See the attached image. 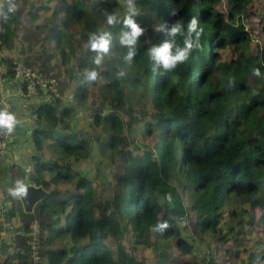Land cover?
Masks as SVG:
<instances>
[{
    "label": "trees",
    "instance_id": "1",
    "mask_svg": "<svg viewBox=\"0 0 264 264\" xmlns=\"http://www.w3.org/2000/svg\"><path fill=\"white\" fill-rule=\"evenodd\" d=\"M262 1L137 0L146 32L128 64L122 23L109 26L103 14L122 20L123 0H0L1 73L14 78L16 61L53 72L65 98L41 100L35 169L22 172L48 196L26 213L0 177V195L13 206L8 232L17 231L0 264H147L139 248L157 264H264ZM191 16L203 29L200 47L174 71L153 74L147 49L169 39L155 28ZM100 32L112 40L96 66L87 45ZM93 69L97 80L85 83ZM138 134L151 149L140 151ZM33 222L41 227L38 261ZM230 242L240 251L226 249Z\"/></svg>",
    "mask_w": 264,
    "mask_h": 264
},
{
    "label": "clouds",
    "instance_id": "2",
    "mask_svg": "<svg viewBox=\"0 0 264 264\" xmlns=\"http://www.w3.org/2000/svg\"><path fill=\"white\" fill-rule=\"evenodd\" d=\"M123 4L126 11L122 20L115 13H110L106 10L103 14L109 26H115L118 23H122L125 30L120 34L119 42L120 45L127 50L123 56L125 63L131 64L137 55L136 46L141 41V38L145 35L146 30L140 23L137 22L136 19V17H138L140 14L137 6V0H123ZM171 15L175 16L176 13L172 12ZM155 30L163 33L166 37H169V39H165L159 44H152V46L147 49V55L153 74H156L160 71H174L179 65L185 63L189 59L194 50L200 47V36L203 33V29L200 27V21L197 16H191L187 21H176L171 26H169L167 23H164L156 27ZM111 40L112 34L110 32L92 33L89 35L87 47L91 52L96 54L93 58V63L96 66H99L102 63L104 56L109 53ZM16 63L26 66L22 62L16 61ZM33 71L41 70L35 69ZM257 74L259 73L257 72ZM98 75L99 74L95 69L85 70L84 82L93 83L97 80ZM0 81L5 83L12 82L16 85V87L19 86V82L17 79H15V75L14 78H9L8 75H3V73H1ZM39 95L45 97V95L48 94L42 93ZM56 98L63 100L64 96L61 95L60 97ZM0 109V135L8 134L12 136V132L14 131L17 124L16 116L10 113L9 110H3L2 106H0ZM36 111L37 108L32 110V115L35 113L38 115V112ZM37 120L38 118L33 121L36 122ZM25 193L26 187L23 182H17L16 188L13 190L12 194L24 195ZM34 223L38 222H33L32 224ZM166 227L167 224L158 225L159 230H163Z\"/></svg>",
    "mask_w": 264,
    "mask_h": 264
},
{
    "label": "crops",
    "instance_id": "3",
    "mask_svg": "<svg viewBox=\"0 0 264 264\" xmlns=\"http://www.w3.org/2000/svg\"><path fill=\"white\" fill-rule=\"evenodd\" d=\"M5 66V64H2L1 70H3ZM7 85H10L12 90L7 87ZM2 97L7 98L6 100L9 105L8 109L12 110V114L16 116L17 124L12 132L13 136H11L8 146L9 157L7 156L2 159L3 161L1 160V164L7 166L6 169L8 172H4L3 170L0 177L3 182L10 183L15 189L17 182L22 181L24 184L25 181L29 179L26 177L24 178V169H27L28 171L34 169L35 163L31 160V158L32 154L36 153V150L32 143V132L36 122L32 120V110L39 108L40 102L44 99V97L41 95L33 96L27 101L20 96L18 87H16L14 83H5L0 81V99ZM9 161L11 162V166H8ZM12 173L16 174L14 180L11 179ZM18 196L19 195H17V197ZM0 197L2 199L4 198L1 195ZM8 245L12 248L11 239L8 241Z\"/></svg>",
    "mask_w": 264,
    "mask_h": 264
},
{
    "label": "built area",
    "instance_id": "4",
    "mask_svg": "<svg viewBox=\"0 0 264 264\" xmlns=\"http://www.w3.org/2000/svg\"><path fill=\"white\" fill-rule=\"evenodd\" d=\"M15 72V79H18L19 82L18 90L19 94L25 99L29 100L32 96L39 94H51L56 97H60V81L54 76V73L51 72L49 75L41 71H33L32 69L24 66L20 63H15L13 68ZM1 76V71H0ZM7 98L2 97L0 99V106L3 107V110H9V105L7 103ZM38 115L35 113L32 115V119L36 120ZM11 139V135L3 134L0 135V159L6 157L8 154V146ZM34 172V169L31 170ZM11 203H4L3 199L0 197V223L4 228L0 229V263L3 258V243L11 239V242L15 246V239L17 231L9 233L8 229H13V224L7 227L9 220L6 218L7 211L12 209ZM33 232V238L30 240L31 249L34 251L32 253L33 258L38 261L39 259V249H40V226L38 223H34L31 226Z\"/></svg>",
    "mask_w": 264,
    "mask_h": 264
},
{
    "label": "rangeland",
    "instance_id": "5",
    "mask_svg": "<svg viewBox=\"0 0 264 264\" xmlns=\"http://www.w3.org/2000/svg\"><path fill=\"white\" fill-rule=\"evenodd\" d=\"M257 2H259L260 4H262V0H257ZM228 55L230 54L229 53V51H227L226 52ZM81 115H83V113H80ZM88 115L89 116H91V118H92V115H90L89 113H88ZM90 118V117H89ZM75 127L76 128H79V129H82L83 128V124H82V122H78V123H76L75 124ZM83 129H85V127L83 128ZM133 140H135V143L138 145V146H140L139 148H140V151H142V152H144L146 149H151V147H150V145L147 143V142H143V138L138 134V135H136L135 137H134V139ZM97 162V161H96ZM90 164H88L87 166H86V168L87 169H90L91 167H92V165L94 166V163L93 162H89ZM101 165V164H100ZM100 165L98 166V167H100ZM105 166H108V164L105 162V164H104V167ZM93 174L94 175H98L97 173H95L94 171H93ZM103 188H107V186H103ZM182 225L183 226H186V225H188V221L187 220H184V221H182ZM235 245V243L234 242H230L227 246H225V248L226 249H228V248H233V249H235V252H237V251H240V248L238 247V246H234ZM205 246V248H208V252H210L211 253V257H213V255H214V257L215 258H217L218 260H220L221 259V257H222V253H221V251H214V252H212L210 249V247L208 246V245H204ZM204 247L202 248L203 249V252H202V250H201V254L204 256V255H206L207 254V251H206V249H205ZM136 254L141 258V259H144V260H146V262H147V264H157V263H155V262H153V259H154V254H153V252L151 251V250H149V249H145V248H139V249H137L136 251ZM224 255H225V253H224ZM230 257H232V256H230ZM241 263V260L239 259V258H236V259H233L231 262H230V264H240Z\"/></svg>",
    "mask_w": 264,
    "mask_h": 264
},
{
    "label": "water",
    "instance_id": "6",
    "mask_svg": "<svg viewBox=\"0 0 264 264\" xmlns=\"http://www.w3.org/2000/svg\"><path fill=\"white\" fill-rule=\"evenodd\" d=\"M24 185L26 187V193L19 195V198L24 207V211L26 213H33L35 207L48 196V192L42 186H35L30 179H27ZM11 246L13 247L12 242Z\"/></svg>",
    "mask_w": 264,
    "mask_h": 264
},
{
    "label": "bare ground",
    "instance_id": "7",
    "mask_svg": "<svg viewBox=\"0 0 264 264\" xmlns=\"http://www.w3.org/2000/svg\"><path fill=\"white\" fill-rule=\"evenodd\" d=\"M64 100H65V98H64ZM4 260V259H3Z\"/></svg>",
    "mask_w": 264,
    "mask_h": 264
}]
</instances>
